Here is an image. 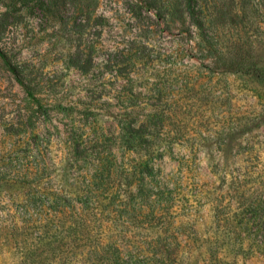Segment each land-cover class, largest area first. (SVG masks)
Segmentation results:
<instances>
[{
	"label": "rangeland",
	"instance_id": "1",
	"mask_svg": "<svg viewBox=\"0 0 264 264\" xmlns=\"http://www.w3.org/2000/svg\"><path fill=\"white\" fill-rule=\"evenodd\" d=\"M193 3L201 27L184 0H0V166L21 160L25 128L58 136L62 105L90 102L98 125L162 110V171L182 181L173 264H264V0ZM45 150L70 190L67 148L53 137ZM33 182L0 180V264H32L8 225ZM73 249L41 264H91Z\"/></svg>",
	"mask_w": 264,
	"mask_h": 264
},
{
	"label": "trees",
	"instance_id": "2",
	"mask_svg": "<svg viewBox=\"0 0 264 264\" xmlns=\"http://www.w3.org/2000/svg\"><path fill=\"white\" fill-rule=\"evenodd\" d=\"M184 5L191 23L201 27L193 0H184ZM253 64L248 67L255 74L264 72L262 68L258 72ZM18 81L37 111L52 119L50 108L21 78ZM80 105L60 106L68 121L58 136L25 128L18 150L21 160L0 166V180L21 184L44 181L15 208L8 225L10 237L25 243V258L32 264H41L56 252L73 253L80 242L88 247L91 264H144L148 258L158 264H173L180 246L177 233L184 224L176 226L171 213L182 181L163 174L167 150L155 145L167 114L130 110L98 125L93 104ZM53 137L67 148L65 179L70 190L60 187L53 175L55 164L46 157L45 149ZM149 229L156 232L142 233Z\"/></svg>",
	"mask_w": 264,
	"mask_h": 264
}]
</instances>
